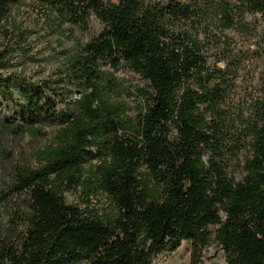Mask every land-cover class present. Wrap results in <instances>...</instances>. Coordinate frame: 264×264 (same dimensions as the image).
Here are the masks:
<instances>
[{
	"label": "trees",
	"instance_id": "trees-1",
	"mask_svg": "<svg viewBox=\"0 0 264 264\" xmlns=\"http://www.w3.org/2000/svg\"><path fill=\"white\" fill-rule=\"evenodd\" d=\"M27 1L61 37L92 16L102 29L62 48L56 69L35 78L27 35L5 28ZM248 14L264 21V0H0V141L59 128L36 166L11 156L7 193L25 195L28 207L13 226L0 223V264H152L183 241L193 254L215 241L228 264H264V74L243 129L232 123L238 138L226 111L239 63L222 38ZM214 45L223 53L210 55ZM122 65L144 82L137 122L111 99L105 68ZM243 150L236 178L228 160ZM78 188L85 208L66 200ZM101 193L113 214L91 207Z\"/></svg>",
	"mask_w": 264,
	"mask_h": 264
},
{
	"label": "rangeland",
	"instance_id": "rangeland-1",
	"mask_svg": "<svg viewBox=\"0 0 264 264\" xmlns=\"http://www.w3.org/2000/svg\"><path fill=\"white\" fill-rule=\"evenodd\" d=\"M178 1L191 3L195 0ZM5 28L12 34L17 33L16 30H20L27 35V44H29V50L34 60L27 61L25 69L32 76L38 78L47 76L56 69L61 62L60 52L62 48L85 44L101 31L102 24L96 17L92 16L87 29L68 25L63 26L68 34H62L63 37H61L60 33L55 31L51 24L47 23V14L43 12V8L32 1H27L12 10ZM222 39L223 41L226 40L222 43V47L229 49L226 54L231 55L239 63L235 88L231 92L226 110L232 135L235 132V137L238 138L241 135L238 134L239 129H243L240 123L250 117L260 95L262 85L261 79L264 74V21L261 15H246L243 25L234 30L226 31ZM61 41L63 46H61ZM4 42H7V39L0 35V51L5 47ZM214 46H207L210 55L223 53L217 51L216 45ZM18 56L19 51H14L13 58L16 59ZM105 69L109 74L112 73L111 76L114 78L112 82L113 90L111 91L112 101L122 105L126 117H130L134 122H137L143 106V98L138 92L139 87L144 85L141 77L126 65L120 66L119 69L111 67ZM78 96L79 94H75L71 101L76 100ZM61 107L63 108V106ZM233 122H236L238 131L232 129ZM58 131V126H49L44 129V134L18 136L10 133L0 141V223L2 225L13 226L11 219L16 213L22 214L28 207V198L25 195L7 193L11 181L7 167H11V156L15 157L14 161L24 165L36 166V157L43 149L54 143ZM239 140L242 141V139ZM233 143L234 141L231 140L228 142L229 145ZM8 153L9 157H7ZM246 155L247 150H243L239 155V159L229 158V175L236 178L242 176V160ZM98 163L99 160L95 159L86 165L87 175L93 168L91 165H97ZM65 197L69 204H76L82 208L87 206L88 198L80 188L66 192ZM91 199V207H97L104 215L114 213V205L107 195L101 193ZM211 229L214 230V227H211ZM152 264L228 263L225 253L215 241H212L200 254H193L191 241H183L176 250L158 254L153 259Z\"/></svg>",
	"mask_w": 264,
	"mask_h": 264
}]
</instances>
